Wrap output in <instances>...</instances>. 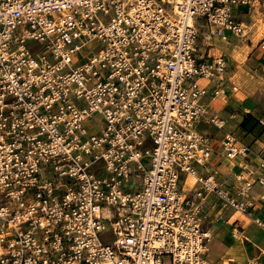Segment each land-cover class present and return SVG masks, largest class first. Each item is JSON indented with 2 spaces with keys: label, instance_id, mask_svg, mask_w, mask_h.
<instances>
[{
  "label": "built area",
  "instance_id": "built-area-1",
  "mask_svg": "<svg viewBox=\"0 0 264 264\" xmlns=\"http://www.w3.org/2000/svg\"><path fill=\"white\" fill-rule=\"evenodd\" d=\"M250 4L0 0V264H237L209 259L205 204L249 214L264 174L241 165L233 191L203 173L200 126L225 124L204 100L228 75L208 41L245 36ZM258 59L264 74L263 39ZM220 146L250 152L231 132Z\"/></svg>",
  "mask_w": 264,
  "mask_h": 264
},
{
  "label": "crops",
  "instance_id": "crops-1",
  "mask_svg": "<svg viewBox=\"0 0 264 264\" xmlns=\"http://www.w3.org/2000/svg\"><path fill=\"white\" fill-rule=\"evenodd\" d=\"M219 49L225 53L224 55L229 61L228 75L221 85L224 94L212 98L210 93L204 100L211 102L217 115L223 118L226 124L231 122L236 131L241 130L242 134H246V136L240 137V140L235 138L238 145H248L250 152L246 157L237 155L234 159L224 158L221 155L220 141L225 132L213 130L212 146L215 153L202 171L205 174H214L219 182L234 191L241 183L235 178V175L242 172L247 176L242 171L241 165L245 164L248 169L254 172L253 179L255 176L260 177L264 174L259 166L264 153V125L262 124L264 122V99L257 96L259 92H256V89L250 88L253 87L251 85L253 82L259 81L258 78L264 80V74L257 73L258 69L252 70L251 65L253 64L249 65L247 60L244 64L248 68L249 76L253 79L248 76L237 77L236 73L240 71V68H237V64L233 60L232 49L227 45H221L217 49L209 48V52L215 53ZM256 63L255 66L258 67L260 61L257 60ZM252 80L253 82H251ZM233 86L236 87L235 91L232 89ZM248 114L258 123L256 126L252 127L250 121L244 127L240 125ZM224 130L226 131V129ZM262 194H264V185L255 181L249 191V195L254 201V206L249 214L233 211L230 208L224 210L219 206V201L214 195L208 198L205 209L209 214L207 227L212 235L207 244L210 260L221 261L230 258L237 264H264V229L253 222L254 217L264 220V198L260 197ZM219 213L222 217L218 219L217 214Z\"/></svg>",
  "mask_w": 264,
  "mask_h": 264
},
{
  "label": "rangeland",
  "instance_id": "rangeland-1",
  "mask_svg": "<svg viewBox=\"0 0 264 264\" xmlns=\"http://www.w3.org/2000/svg\"><path fill=\"white\" fill-rule=\"evenodd\" d=\"M235 14L237 15V19L243 21L245 25V30H246V35L245 36H233L229 34L228 41L225 42L223 40H220L219 38H212L208 42L211 44L210 46L207 47V50L211 47H215L216 49L219 48L221 45H227L232 49V56L234 62L237 64V68H240V71L236 73L237 77H247L252 78L249 76L248 73V68L245 65L248 60L249 65H251V69L255 70L258 69L259 73V65L258 67L255 66L257 65V60L258 57V44L259 42L263 39L264 40V0H251L250 6H247L246 8L239 7L234 8ZM86 53V52H85ZM248 53V54H247ZM212 54H222L224 55L222 51H217ZM226 56V55H224ZM257 56V57H256ZM227 57V56H226ZM228 61V60H227ZM256 61V62H254ZM229 63V61H228ZM245 63V64H244ZM253 79V78H252ZM258 82H253L250 88L253 90L256 89V92H259L257 96H261L262 100L264 99V93H263V88H264V80L261 78H258ZM251 80V79H250ZM95 122L97 119L94 120ZM257 122L252 121L251 126L254 127L256 126ZM200 128L204 131H206L210 136L214 137V132L213 130L218 131L217 128L213 126H207V125H201ZM226 129V131L224 130ZM224 129H221V132H231L234 137L240 140V137L246 136V134H242L241 130L236 131L234 127L232 126L231 122H228L227 124H224ZM188 182L189 184H194L195 179L191 176L188 177ZM182 185V184H181ZM170 262V257H165V263Z\"/></svg>",
  "mask_w": 264,
  "mask_h": 264
},
{
  "label": "trees",
  "instance_id": "trees-1",
  "mask_svg": "<svg viewBox=\"0 0 264 264\" xmlns=\"http://www.w3.org/2000/svg\"><path fill=\"white\" fill-rule=\"evenodd\" d=\"M249 121H250V122L255 121V120L253 119V117H252L250 114H248V115H246V116L244 117V119L241 121L240 125H241L242 127H244L245 125L248 124Z\"/></svg>",
  "mask_w": 264,
  "mask_h": 264
},
{
  "label": "bare ground",
  "instance_id": "bare-ground-1",
  "mask_svg": "<svg viewBox=\"0 0 264 264\" xmlns=\"http://www.w3.org/2000/svg\"><path fill=\"white\" fill-rule=\"evenodd\" d=\"M248 54V53H247Z\"/></svg>",
  "mask_w": 264,
  "mask_h": 264
}]
</instances>
